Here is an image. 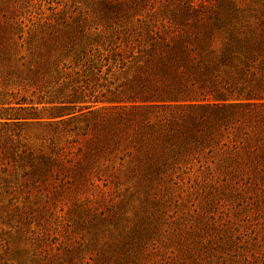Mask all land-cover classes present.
<instances>
[{"label":"trees","instance_id":"trees-1","mask_svg":"<svg viewBox=\"0 0 264 264\" xmlns=\"http://www.w3.org/2000/svg\"><path fill=\"white\" fill-rule=\"evenodd\" d=\"M41 1L9 0L8 4L0 6V28L10 30L11 35L25 21L34 26L32 10ZM84 1L89 4V10L84 14L91 13L94 19L88 28L85 19H80L82 15L68 16L62 22V31L66 33V38H62L53 35L58 30L52 17L43 23L49 30L48 35L55 38L57 48L54 51L59 53L50 56L43 67L47 71H56L60 65L67 78L61 80L58 73L53 92L63 95L69 87L71 94L58 96L46 103L56 114L37 118H0L1 127L23 123L25 127L55 128L51 138H42L43 143L50 141L48 154L23 150L18 156H12L14 161L19 158L20 163L4 162L0 156V185H3L0 190L9 198L8 202L25 206L48 200L52 193L58 191L69 193L79 187L106 188V174L118 180L120 177L136 179L141 185L162 179L181 181L183 177L196 178L198 174L211 173V180L223 189L264 190V33L252 31L247 37L231 34V44L227 50L219 49V66L212 68L197 55L199 49L192 46L190 38L184 34L163 36L154 25L150 30L153 39L146 43L149 46L145 44L139 51L143 56L136 68L140 93L130 98L128 104L105 106L95 100L87 105L77 98L78 92H84V86L74 83L67 71L74 64L75 69L71 72L78 75L80 70H76L75 62H81L86 54L98 61H108L109 57L98 50V45L91 43L88 47L87 42L76 43L78 46L71 47L65 56L62 52L63 42L70 39L71 34L76 37L79 34L78 38L81 39L93 38L98 32L104 34L126 16L127 5L119 0ZM24 3L28 8L23 11ZM96 21L101 24H95ZM137 35L141 37L140 32ZM21 38L22 35L17 37L18 40ZM122 38L125 36L115 34L117 43L114 48L118 50L115 57L128 52L125 50L128 45ZM173 38L178 40L172 42ZM84 46L88 47L87 50ZM129 53L126 60L134 57L132 52ZM22 59L24 56H20L19 60ZM125 62L122 60V63ZM88 63L85 71L91 73L96 69V64H91L90 60L85 65ZM211 71L216 74L214 79L208 76L212 74ZM32 74L34 81L31 86L34 88L26 92L35 95L49 72L35 70ZM7 95L8 92L0 90V109L12 110V104L5 100ZM42 104L30 100L29 109L36 111ZM15 105H19L22 111L27 109L25 103ZM46 105L41 112L47 111ZM76 107L80 108L75 110ZM71 122L73 126L69 125ZM14 137L21 136L17 133L9 135L4 145L13 144ZM63 170L66 172L62 173ZM108 197L112 200L111 195ZM95 217V220L98 219V214ZM207 219L202 228H193L189 223L178 230L161 228V240L151 243L150 249L162 250L166 263L178 258L180 264H186L190 256L193 264H200L205 260L201 255L203 250L207 254L219 253V249L223 248L222 255H226L229 249L225 248L228 246L233 250L237 247V241L242 246L247 242V234L240 231L241 225L235 224L227 213H221L218 219ZM240 221L244 224L250 220L244 218ZM174 232L176 235L186 233L189 237L194 233L196 241L180 248L181 252L159 246L158 243L166 245L168 236ZM32 234L35 235L34 232ZM133 237L140 240L135 244L138 247L135 255L129 248L133 239L126 237L119 245L109 246V250L100 255L98 263L157 264V260L149 259L147 237L142 233ZM51 240L55 241V250H59L61 245L57 243L58 239ZM77 243L82 247L80 242ZM43 247L40 246V253H47ZM224 262L219 260V256H212L206 263ZM245 262H248L246 258ZM82 264L88 263L83 261ZM231 264H237V261L233 260Z\"/></svg>","mask_w":264,"mask_h":264},{"label":"rangeland","instance_id":"rangeland-1","mask_svg":"<svg viewBox=\"0 0 264 264\" xmlns=\"http://www.w3.org/2000/svg\"><path fill=\"white\" fill-rule=\"evenodd\" d=\"M119 1L126 3L127 14L117 22L118 25H113L104 34L98 32L90 39H81L78 38L79 34L77 37L71 34L70 39L67 38L62 45L65 56L71 47L78 46L76 43L87 42L88 47L91 43L98 45V50L109 57L108 61H98L86 54L81 62H75L76 70H80L78 75L71 72L75 69L74 62L67 71L71 75L70 78L75 80L74 83L78 82V86H84V92H78L77 98L87 105L95 100L105 106L117 103L123 105L140 93L136 68L143 56H140L139 51L141 46L153 39L150 30L154 25L163 36L184 34L190 38V41H193L192 46L199 49L197 55L212 68L219 66V49L227 50L231 44V34L247 37L252 31L264 33V0ZM8 3L9 0H0V6ZM27 8L28 5L24 3L22 10ZM88 10L89 4L84 0H42L40 5L32 10L34 26L25 21L11 35L10 30L0 28V90L8 92L5 100L13 107L12 110L0 109V118H37L56 114L46 103L54 101L58 96L71 94V91L68 87L63 95L53 92L56 89L52 88L57 74L59 73L61 80L67 76L60 65L56 71H47L43 67L50 56L59 55L54 51L57 48L55 38L48 35L49 30H46L43 23L52 17L58 30L53 35L66 38V33L62 31V22L67 20L68 16L82 15L80 19H85L84 23L88 28L94 21L91 13L84 14ZM94 23L101 24L99 21ZM137 32H140L141 37H138ZM116 33L125 36L122 40L128 45L125 48L122 44V48L128 52L122 53L121 57L114 56L118 51L114 48L117 43L114 39ZM19 35H22L20 40L17 39ZM176 40L178 38H173L172 42ZM87 46H84L85 50ZM147 46L149 45L146 44ZM129 52H132L134 57L126 60L130 56ZM20 56H24V59L19 60ZM90 60L91 64H96V69L91 73L85 71L90 62L87 66L85 63ZM122 60L127 62L122 63ZM52 61L53 58L50 63ZM31 69L32 72H49L39 89L42 92L37 90L35 95L26 92L34 88L31 86L34 81L32 72H29ZM211 73L208 76L214 79L216 74L214 71ZM68 80L69 78L65 82ZM10 93L13 95H9ZM30 100L32 103L43 104L36 111H32L29 109ZM16 103H25L24 107L27 109L20 110ZM44 105L47 111L41 112ZM79 108L76 107L75 110ZM69 125L73 126L74 123ZM35 127H25L23 123H12L9 127L0 126V156L4 162L20 163L19 158L14 161L12 156H18L23 150L34 154L50 152V141L43 143L42 138H51L55 128L36 127L35 130ZM16 133L21 137H14L13 144L4 145L6 137ZM64 165L67 166L65 163ZM63 171L62 173L66 172ZM107 175L104 177L107 180L106 188L100 183L102 188L79 187L69 193L58 191L52 193L48 200L43 199L39 204L30 203L25 206L8 202L9 198L0 190L3 194H0V264H82L83 261L99 264L100 255L109 250V246L119 245L126 237H129L128 240L130 237L133 239L129 248L135 255L138 252L135 244L140 240L133 236L138 233L147 237L150 260H157V264H180L178 258L166 263L162 250L150 249L151 243L161 240L160 229L178 230L185 223L192 224L193 228H202L207 218L218 219L221 213H227L235 224L241 225L240 231L247 234V242L242 246L237 241V247L233 250L228 246L225 248L229 249L226 255H222L223 248L219 249V253L207 254L203 250L201 255L205 260L200 264H207L212 256H219V260L225 261V264H231L233 260L237 261V264L238 261L239 264H264V190L223 189L211 180V173L198 174L196 178L183 177L181 181L162 179L141 185L136 179L126 180L120 177L118 180ZM2 186L0 185V189ZM108 195L112 196V200ZM97 214L98 219L95 220ZM244 218L250 221L241 223L240 220ZM143 229L145 232H142ZM32 232L36 237L32 236ZM179 235L171 233L166 245L158 244L181 252L180 248L190 245L189 243L193 244V240L196 241L194 233L191 237L186 233ZM52 238L58 239L57 243L61 245L59 250H55V241H52ZM20 242L23 243L22 247ZM77 242H80L82 247L78 246ZM40 246H44L43 249L48 252L40 253ZM245 258L248 262H245ZM186 264H193L190 256Z\"/></svg>","mask_w":264,"mask_h":264}]
</instances>
